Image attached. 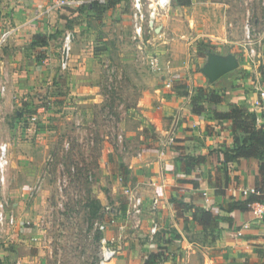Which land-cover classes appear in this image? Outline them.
Listing matches in <instances>:
<instances>
[{"label":"rangeland","instance_id":"1","mask_svg":"<svg viewBox=\"0 0 264 264\" xmlns=\"http://www.w3.org/2000/svg\"><path fill=\"white\" fill-rule=\"evenodd\" d=\"M82 1L77 6L55 10L56 15L49 24L52 32L46 36L45 45L38 47L28 44L27 50L36 59L42 57L44 51L54 54L56 61L52 75L48 73L45 76L33 67L32 72L28 70L24 75L14 78L11 72L5 70L9 46L3 45L1 48L0 145H7V164L5 180L0 181V204L3 205L4 214H13L18 222L11 225L5 219L0 220V247L18 245L24 254L37 256L40 264H99L98 234L101 237L110 232L119 241L122 239L119 231L126 229L129 231L127 238L135 241L136 245L147 244L148 247L150 243L163 244L156 249H160L162 257L166 254L167 259L161 260L159 264L181 263L189 256L186 252L172 248V240L177 238L170 220L163 222L162 226L159 224L152 239L146 233L149 225L140 224L136 227L125 221L126 214L122 210L126 202L123 187H134L145 198L150 193L147 185L137 183L134 174H129L121 162L120 152L126 150L124 137L122 142L108 136L109 133L116 135L118 130L122 132L119 127L126 106L133 105L138 96L163 85L168 72L154 71L150 60L154 56L159 57L162 63L164 57L172 59L168 38L176 36L183 42L181 44L172 39L176 41L177 54L182 53L180 51L183 48L185 60L180 59L177 63L187 62L192 78L187 82L181 78L176 86L180 93H184L189 84L195 108H202V104L209 103L206 98L212 91L219 93L221 88H228L230 94L234 87L233 77L237 74L241 79L256 81V76H260L258 66L264 63V0H226L230 4L226 21L232 23L226 29L228 36L238 43L230 44L236 46V51L230 52L225 47L224 54L232 53L238 60V67L212 82H204L205 76L201 70L207 63L204 52V44L207 43L190 38L184 41L182 25H178L181 20L170 15L177 10L174 0L163 6L157 4L159 0H141L139 9L134 0ZM136 22L143 29L141 38L135 33ZM159 32H163L164 36ZM68 33L71 36L67 57L73 52H89L97 56L96 83L99 89L94 100H79V95L88 92H73L69 86L57 87L58 81H71L72 78L69 71L73 66L67 62V57L66 66L61 65ZM164 38L166 42H163ZM214 47L211 52H218L217 47ZM23 67L20 64L21 72L24 71ZM51 81L54 87H50ZM228 101V97L223 100L224 103ZM75 106L81 111L86 110L87 117L91 115L95 123L96 128H91L92 124H87L90 122L86 118L82 128H86L87 136L90 129L94 136L99 135L96 129L103 130L105 127L109 131L101 133L107 134L108 138L105 141L103 136L101 141L106 143L100 142L99 145L100 153L107 161L95 162L96 167L102 163L103 169L107 168L106 172L102 168L99 173L91 174L88 171L94 168L92 163L96 143L91 146L88 143V154L79 153L77 146H72L73 133L78 130L77 127L81 128L76 123V112H73ZM105 119L106 122H103ZM124 122V127L129 126L130 131L137 125L131 117H125ZM146 131L150 133L146 143L159 149L156 132L149 128ZM136 140L139 141L138 138ZM136 140H127L129 146L137 145ZM66 143H69V149L64 147ZM108 150L112 154L110 158L105 156ZM71 166L77 170L71 171ZM117 169L123 177L121 181L116 178ZM16 202H20L19 206ZM118 210L121 215L115 214V224L103 234L97 224ZM206 235L210 240L215 234L207 231ZM198 255H201L199 250L194 256L198 264H203L200 261L204 256ZM41 259L44 262H40ZM119 259L118 255L117 261Z\"/></svg>","mask_w":264,"mask_h":264},{"label":"crops","instance_id":"2","mask_svg":"<svg viewBox=\"0 0 264 264\" xmlns=\"http://www.w3.org/2000/svg\"><path fill=\"white\" fill-rule=\"evenodd\" d=\"M229 7L230 4L226 0H191L189 6H177L175 13L170 15L176 20H181L178 25H182L184 41L190 38L213 44L218 49V52L216 50L214 53L225 57L232 54H224L225 47L229 48L230 52H234L237 50L236 46H230V44L238 43L228 36L226 29L227 26L232 25L226 21V11ZM45 8V0H0V51L3 45L9 46L10 51L5 70L11 72L14 78L24 75L25 71L32 72L33 67L39 69L42 74H46L45 76L48 73L52 75L54 72L52 67L56 58L53 53L44 51L42 57L36 59L32 52L27 50L28 44L32 43L35 34L48 36L52 32V26L49 24L53 21L56 11L45 13ZM180 15H183V18H180ZM168 27L170 28V25ZM162 31L164 32V30ZM163 32H159V34L164 36ZM192 33H195L194 36L191 35ZM174 37L168 38V42H171L170 50L173 52L172 59L162 58V60L170 62L165 78H171V89H166L161 84L148 94L138 96L133 105L126 106L123 110L119 127L126 143L124 148L126 150L120 152L119 155L121 162L123 161L129 174H134L133 178L137 180V183L147 185L150 193L148 198L143 195L145 204L140 224L142 226L149 225L146 233L150 238L149 231L153 221L157 222L158 226L159 224L162 226L167 220L171 221L177 238L172 240V248L179 249V252H186L189 256L186 261L183 260L178 264H198L197 257L194 256L198 250L201 252L198 257L204 256L200 261L203 264H264V214L262 217L256 218L249 210L228 212L220 208L221 203L242 199L246 196L249 189L254 186L259 169L258 161L254 158H241L237 162H230L226 165L222 163L220 151L229 147L232 142L230 120L214 119L208 107L214 106L221 111H226L228 105L224 102L217 105L204 103L202 111L194 112L191 99L192 88L189 87V84L184 94H181L173 86L181 78H184L186 82L192 78L188 63H177L178 60L182 59L180 61H183L185 58L182 55L183 48L180 51L182 53L175 52L176 41L172 39L180 41L181 44L183 42L176 36ZM166 41L164 38L163 42ZM61 58L63 59V52ZM67 62L73 66L69 71L70 77H72L71 81L69 79L58 81L57 87L69 86L73 92H88L79 95V100L82 98L96 99V92L99 89V85L96 83L97 56L91 55L89 52H73L68 55ZM20 64L24 65L23 72L19 70ZM204 76V82H212L206 75ZM256 78V81L259 79L264 82L260 76H256ZM256 81L248 78L241 79L238 74L234 76L232 82L234 87L230 90L228 102L244 105L249 110L251 101L256 95L253 86ZM50 84V87L55 86L52 81ZM73 112H76V123L77 126L81 125V128L77 127L78 130L73 133L74 143L72 146H77L76 150L79 153L88 154V143L90 146L96 143L94 163H92L94 168L92 167L88 171L91 174L92 172L99 173L102 168L106 172L107 168L103 169L102 163L99 164V167L95 166L101 160L104 163L107 161L100 153L99 145L100 142H103L101 141L103 136V140L106 141L108 137L114 138L115 133H109L104 127L103 130L96 129L99 135L95 134V136L91 134L92 129H90V134L87 136L86 128H82V125L84 127V122L88 118L90 123L87 124H92L91 128H96L92 116L87 117L86 110L81 111L76 106ZM77 117H79V121ZM125 117L136 120L137 125L135 129H131L132 131L129 126L124 127ZM104 118L106 117L104 116ZM256 118L259 124L264 125V112L256 115ZM103 122H106V119ZM146 128L156 132L159 149L146 143L148 134H150ZM106 131L110 134L108 137L107 134L101 135V133H107ZM169 135L173 136V140L171 143H165V146L162 147V139H167ZM137 138L139 141L136 140ZM127 140H136L137 145L130 147ZM104 148L101 149L104 151ZM73 150L76 152L75 148ZM186 155L206 156L205 162L195 170L197 178L186 172L184 162ZM105 156L110 158L112 154L108 150V155L105 154ZM192 178L197 180V187L186 181V179ZM216 185H220L225 193L216 195ZM154 195L159 197L160 202L158 208L152 211L150 204ZM170 196L192 203L195 209L210 210L217 214L219 216L217 221L221 229L216 228L210 231L215 234L214 238L209 240L206 232L191 219L189 212L177 216L176 207L169 201ZM19 204L20 202H16V205L19 206ZM18 206L16 211L19 209ZM223 217H231V220H223ZM245 224L246 227H244ZM119 233L122 238L119 241L110 232L106 233V236L114 237L120 245L118 252L120 259L117 261L116 258L113 264H143L148 253L156 250L157 246L163 245L162 243H150L148 247L147 244L145 246L136 245L135 241L127 238L128 230L124 229ZM145 250H148L147 254L144 253ZM0 260L1 264H40L37 262V256L24 254L18 245L12 248L0 247ZM40 262L44 261L41 259Z\"/></svg>","mask_w":264,"mask_h":264},{"label":"trees","instance_id":"3","mask_svg":"<svg viewBox=\"0 0 264 264\" xmlns=\"http://www.w3.org/2000/svg\"><path fill=\"white\" fill-rule=\"evenodd\" d=\"M176 6L187 7L191 0H174ZM46 35L35 34L33 36L32 44L42 46L46 44ZM215 45L207 43L204 44V52L214 51ZM258 71L262 79H264V63L259 64ZM177 88L176 83L173 85ZM184 94V93H181ZM225 97L229 98V89L221 88L219 93L213 91L208 95L206 101L210 104H223ZM228 109L221 111L216 107H208L212 117L217 120H230V131L232 134L231 145L220 151L222 163L224 165L230 162H237L241 158H254L258 161V174L254 180V192H248L242 199L230 200L227 203H221L220 208L233 212L235 210L246 212L249 210V205L254 202L264 203V125L257 122L256 114L248 110L244 105L237 103H226ZM204 108L193 107L194 112H200ZM206 160L204 155H186L184 156L186 172L190 175L196 176V168L203 164ZM115 172V170H112ZM117 169V174L121 175ZM187 182L198 186L196 179H186ZM224 189L220 185H216L215 194H224ZM169 201L176 207L177 216L189 212L191 219L196 222L206 233L213 231L216 228L221 229L218 223L219 216L210 210L195 209L192 203L186 202L183 199H178L170 196ZM126 203L123 204L122 210L125 211ZM223 220H231V217H223ZM100 234V233H99ZM98 234V239L100 235ZM160 249H156L148 253L144 259L143 264H159L161 260L167 259L165 254L162 257Z\"/></svg>","mask_w":264,"mask_h":264},{"label":"built area","instance_id":"4","mask_svg":"<svg viewBox=\"0 0 264 264\" xmlns=\"http://www.w3.org/2000/svg\"><path fill=\"white\" fill-rule=\"evenodd\" d=\"M134 1H135V6H137V8L139 9L140 7L138 5L141 0H134ZM164 1H165L164 5H166L169 3L170 0H164ZM81 2L83 1L82 0H45V3H46L45 13H49L50 11H55L63 7L77 6ZM135 33L139 38H141L143 34L142 26L141 24H138V22L135 23ZM70 36L71 34L69 33L66 35V38H65L66 48L69 46ZM150 63L152 64V69L154 71H164V70L165 72L169 71V63H170L169 60H166L162 63L159 57L154 56L151 58ZM61 65L62 67L66 66L65 60L62 61ZM163 86L166 89H171L172 80L170 77L166 78V81H164ZM253 86H254L256 95L251 101V106L249 110L251 112H254L256 115H258L264 112V82H261V80L258 79V81H256ZM123 137H124L123 132L118 131L114 138L117 141H122ZM169 140L170 141L173 140L172 135H169V137H167V139L165 140L162 139L161 146L164 147L165 143H167V141ZM64 147L66 149H69L70 148L69 143H66ZM6 151H7V145L5 143L1 144L0 145V181L1 182H4L5 180L4 171L6 168L5 165L7 164ZM70 170L76 171L77 169L75 166H71ZM122 178H123L122 175H119V177H117L118 181H121ZM249 192H254V189L250 188ZM123 194L126 200L125 202L126 208L124 212L126 214V220L137 227L140 225L141 216L144 210L145 199L143 195L140 194L139 191L134 187L124 186ZM159 202H160L159 197L157 195H154L151 199V204H150L152 211L158 208ZM249 207H250L249 211L251 212L253 217L259 218L263 216L264 203L254 202L250 204ZM115 214L121 215V211L118 210L117 213L112 214L105 221L98 223L97 224L98 230H100L104 234L110 226L115 224L116 222ZM3 219H5L6 222L11 225H15L18 222L17 218L13 214H4L3 205L0 204V220H3ZM246 226L247 225L245 224L244 227ZM157 230H158V223L153 221L150 227V231H149L150 238L153 237V235L157 232ZM99 242H100L99 264H113L118 256V252L120 248L119 242L114 237L106 236V234L100 237Z\"/></svg>","mask_w":264,"mask_h":264},{"label":"water","instance_id":"5","mask_svg":"<svg viewBox=\"0 0 264 264\" xmlns=\"http://www.w3.org/2000/svg\"><path fill=\"white\" fill-rule=\"evenodd\" d=\"M68 48L64 49L63 60L66 59ZM207 63L202 67V73L206 75L210 81H216L224 74L236 69L238 62L236 58L231 54L227 56H221L217 53L208 51Z\"/></svg>","mask_w":264,"mask_h":264},{"label":"bare ground","instance_id":"6","mask_svg":"<svg viewBox=\"0 0 264 264\" xmlns=\"http://www.w3.org/2000/svg\"><path fill=\"white\" fill-rule=\"evenodd\" d=\"M164 2H165L164 0H159V1H157V4L159 6H163L165 4Z\"/></svg>","mask_w":264,"mask_h":264}]
</instances>
